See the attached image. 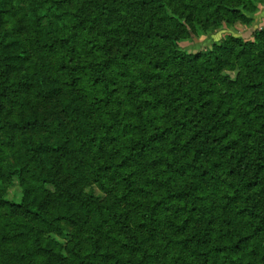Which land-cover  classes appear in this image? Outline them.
<instances>
[{"label":"trees","instance_id":"16d2710c","mask_svg":"<svg viewBox=\"0 0 264 264\" xmlns=\"http://www.w3.org/2000/svg\"><path fill=\"white\" fill-rule=\"evenodd\" d=\"M263 3L0 0V264H264Z\"/></svg>","mask_w":264,"mask_h":264},{"label":"rangeland","instance_id":"374dc122","mask_svg":"<svg viewBox=\"0 0 264 264\" xmlns=\"http://www.w3.org/2000/svg\"><path fill=\"white\" fill-rule=\"evenodd\" d=\"M263 6L264 3L259 4L258 8L261 10ZM258 14L251 16L250 20L246 23L237 22L231 27L228 26V27H223L221 29H214V27H211L209 34L206 33L205 35H201L200 37H194L192 39H189L192 41H189L190 44L187 47V49L204 52L210 47L214 46L215 44L220 43L222 38H224V36L226 35H232L236 38H243L244 40L251 39V36L254 34L255 31L264 29V22L261 21L260 23H258L259 22ZM227 75L230 76L231 79L235 77V73L227 72ZM5 189H6V196L8 201L15 204H19L22 195L17 181L14 180V182L11 185H6ZM93 194L97 197H100L101 200L106 198V196L97 189L93 190ZM54 238L61 244L65 245L66 242L65 238L58 236H54Z\"/></svg>","mask_w":264,"mask_h":264},{"label":"crops","instance_id":"0c3cea01","mask_svg":"<svg viewBox=\"0 0 264 264\" xmlns=\"http://www.w3.org/2000/svg\"><path fill=\"white\" fill-rule=\"evenodd\" d=\"M258 16H259V22L258 23H260L261 21L264 22V6L261 8Z\"/></svg>","mask_w":264,"mask_h":264}]
</instances>
